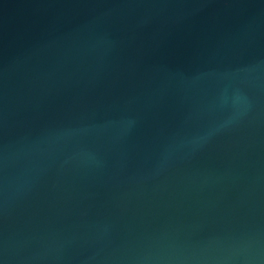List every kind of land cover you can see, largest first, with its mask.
Returning a JSON list of instances; mask_svg holds the SVG:
<instances>
[{"label":"water","instance_id":"water-1","mask_svg":"<svg viewBox=\"0 0 264 264\" xmlns=\"http://www.w3.org/2000/svg\"><path fill=\"white\" fill-rule=\"evenodd\" d=\"M0 264H264V0H0Z\"/></svg>","mask_w":264,"mask_h":264}]
</instances>
